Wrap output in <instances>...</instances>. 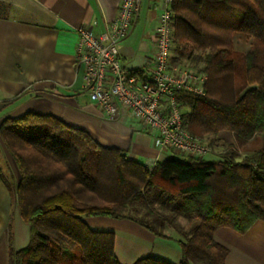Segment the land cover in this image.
Segmentation results:
<instances>
[{"label":"trees","instance_id":"trees-1","mask_svg":"<svg viewBox=\"0 0 264 264\" xmlns=\"http://www.w3.org/2000/svg\"><path fill=\"white\" fill-rule=\"evenodd\" d=\"M171 6L178 53L171 62L193 58L207 74L204 96L178 95L187 129L209 137L211 148L220 131H229L233 144L215 161L174 155L149 167L52 114L3 118L0 141L18 181L0 175L30 226L28 245L11 252L8 264H119L114 234L91 230L88 216L129 220L175 240L178 264H225L227 249L214 231L243 234L264 221V0ZM236 35L249 40L247 50L235 47ZM253 141L260 146L236 160ZM132 264L169 263L144 257Z\"/></svg>","mask_w":264,"mask_h":264},{"label":"crops","instance_id":"crops-1","mask_svg":"<svg viewBox=\"0 0 264 264\" xmlns=\"http://www.w3.org/2000/svg\"><path fill=\"white\" fill-rule=\"evenodd\" d=\"M119 2L0 0V122L27 111L52 114L147 166L175 155L170 150L159 151L127 111L121 109L116 120H107L82 89L81 70L75 64L76 29L88 26L101 31L104 23L114 18ZM159 3L140 0L130 32L119 44L120 62L126 70L143 69L153 56ZM232 144L231 132L220 131L210 154L221 156L225 146ZM253 149L250 143L237 151L238 160ZM0 171L10 182L18 181L16 165L1 141ZM83 220L93 231L114 234L119 264H132L144 257L169 264H178L181 259L175 240L157 237L132 221L106 216ZM29 240L30 226L20 217L0 175V264H8V255L26 247ZM213 240L227 249L225 264H264V221L257 220L243 234L218 228Z\"/></svg>","mask_w":264,"mask_h":264},{"label":"built area","instance_id":"built-area-1","mask_svg":"<svg viewBox=\"0 0 264 264\" xmlns=\"http://www.w3.org/2000/svg\"><path fill=\"white\" fill-rule=\"evenodd\" d=\"M172 2L160 0L153 56L143 69L126 70L119 57V44L130 32L139 13L140 0H120L114 18L106 21L101 31L78 27L75 64L81 70L83 91L107 120H116L123 109L141 131L152 137L159 151L170 150L178 157L203 158L212 148L188 131L187 109L178 95L204 96L207 74L202 67L189 68L171 62Z\"/></svg>","mask_w":264,"mask_h":264},{"label":"rangeland","instance_id":"rangeland-1","mask_svg":"<svg viewBox=\"0 0 264 264\" xmlns=\"http://www.w3.org/2000/svg\"><path fill=\"white\" fill-rule=\"evenodd\" d=\"M142 12L143 11L141 10V13ZM234 39H235V47L237 49H239V50H247L249 48V40L245 36L236 35L234 37ZM170 53H171V57H174V56L178 55L174 45H172ZM196 54H198V53L196 52ZM182 59L183 60L181 61L182 62L181 65L184 66V67H189L190 68V67H194V65H195V67H201L203 65L201 62H198V61L194 60L193 58H182ZM203 140H205L207 142L209 140V137L205 138ZM251 145L255 146V148H258L260 146V143L257 142V141H253V142H251ZM203 158L206 161H215V160L220 159V156L209 153V154H206ZM235 159L238 160V156L237 155H235ZM179 222L182 225H186V220L184 218H182V217L179 218Z\"/></svg>","mask_w":264,"mask_h":264}]
</instances>
